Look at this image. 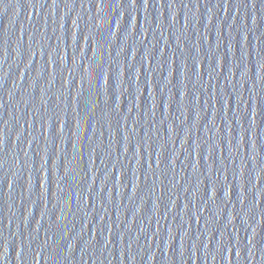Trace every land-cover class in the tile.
Returning <instances> with one entry per match:
<instances>
[{
	"label": "water",
	"instance_id": "95a60500",
	"mask_svg": "<svg viewBox=\"0 0 264 264\" xmlns=\"http://www.w3.org/2000/svg\"><path fill=\"white\" fill-rule=\"evenodd\" d=\"M0 264H264V0H0Z\"/></svg>",
	"mask_w": 264,
	"mask_h": 264
}]
</instances>
